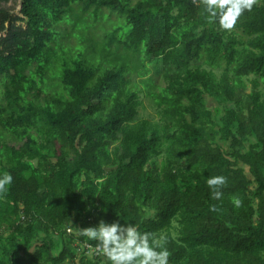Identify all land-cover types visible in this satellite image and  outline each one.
<instances>
[{"label": "trees", "instance_id": "16d2710c", "mask_svg": "<svg viewBox=\"0 0 264 264\" xmlns=\"http://www.w3.org/2000/svg\"><path fill=\"white\" fill-rule=\"evenodd\" d=\"M105 8L122 22L99 41L86 31ZM21 13L0 6V264H110L80 231L102 218L166 236L169 264H264V0L231 30L203 0ZM141 94L160 121L140 116Z\"/></svg>", "mask_w": 264, "mask_h": 264}, {"label": "clouds", "instance_id": "9594fccd", "mask_svg": "<svg viewBox=\"0 0 264 264\" xmlns=\"http://www.w3.org/2000/svg\"><path fill=\"white\" fill-rule=\"evenodd\" d=\"M257 0H203L209 19L218 21L219 26L231 30L245 11H251ZM227 177L222 174L209 176L207 184L211 195L219 199ZM13 182L11 172L0 174V195L9 190ZM235 207L242 200L234 196ZM81 235L97 242L96 247L107 257L110 264H169L170 250L165 246L167 237L143 231L136 222H111L100 219L98 224L81 228Z\"/></svg>", "mask_w": 264, "mask_h": 264}, {"label": "rangeland", "instance_id": "374dc122", "mask_svg": "<svg viewBox=\"0 0 264 264\" xmlns=\"http://www.w3.org/2000/svg\"><path fill=\"white\" fill-rule=\"evenodd\" d=\"M133 3L136 2L137 0H132ZM1 7L7 8L9 9L11 12L15 13V14H19L22 15L21 13V0H2L0 3ZM102 16L106 18V20H102L98 23L93 24V26L89 27V29L86 31V33H88L91 37L96 38V40L101 41L102 39H104V34L106 32H108L110 29H112L118 22L121 23L122 19L120 18L119 13L117 12H111L109 9L105 8L102 12ZM124 20V19H123ZM70 25V24H69ZM77 37L74 36H70V42L71 43H76ZM60 63V62H59ZM137 68L135 70L134 73V83L137 84L138 87L140 88H144L143 86V78L140 74H137L138 70H142V66L139 63H137ZM59 71V70H58ZM45 80L43 83L44 84V89L47 90H51V91H55L54 89V82L52 80L53 75L51 73H48L47 76L44 77ZM1 87V85H0ZM1 89V88H0ZM1 95V93H0ZM142 96V100H143V106L140 108V116L143 118H150L154 121H160V113H159V108L157 107V105L154 103V101L149 98L147 95L141 94ZM44 97V95H42V98ZM44 99V98H43ZM211 106H217L218 103L213 101L212 99H210V103ZM161 162V159H160ZM6 228V227H5ZM4 229V227H3ZM4 232H8V229H5Z\"/></svg>", "mask_w": 264, "mask_h": 264}, {"label": "built area", "instance_id": "2783aa9c", "mask_svg": "<svg viewBox=\"0 0 264 264\" xmlns=\"http://www.w3.org/2000/svg\"><path fill=\"white\" fill-rule=\"evenodd\" d=\"M85 248H87V253H95V254H99L102 253V251L98 250L96 246L91 245L89 243H87L86 245H84Z\"/></svg>", "mask_w": 264, "mask_h": 264}, {"label": "bare ground", "instance_id": "6f19581e", "mask_svg": "<svg viewBox=\"0 0 264 264\" xmlns=\"http://www.w3.org/2000/svg\"><path fill=\"white\" fill-rule=\"evenodd\" d=\"M129 47V46H128Z\"/></svg>", "mask_w": 264, "mask_h": 264}]
</instances>
